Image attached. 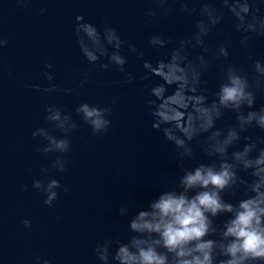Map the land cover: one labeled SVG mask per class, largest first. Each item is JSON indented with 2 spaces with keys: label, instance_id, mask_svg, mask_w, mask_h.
<instances>
[{
  "label": "water",
  "instance_id": "obj_1",
  "mask_svg": "<svg viewBox=\"0 0 264 264\" xmlns=\"http://www.w3.org/2000/svg\"><path fill=\"white\" fill-rule=\"evenodd\" d=\"M0 264H264V0H0Z\"/></svg>",
  "mask_w": 264,
  "mask_h": 264
}]
</instances>
